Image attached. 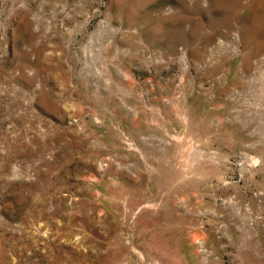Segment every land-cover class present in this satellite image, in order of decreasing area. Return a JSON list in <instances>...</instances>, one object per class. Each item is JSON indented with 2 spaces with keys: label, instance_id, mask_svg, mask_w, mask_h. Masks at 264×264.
Listing matches in <instances>:
<instances>
[{
  "label": "rangeland",
  "instance_id": "rangeland-1",
  "mask_svg": "<svg viewBox=\"0 0 264 264\" xmlns=\"http://www.w3.org/2000/svg\"><path fill=\"white\" fill-rule=\"evenodd\" d=\"M0 264H264V0H0Z\"/></svg>",
  "mask_w": 264,
  "mask_h": 264
}]
</instances>
